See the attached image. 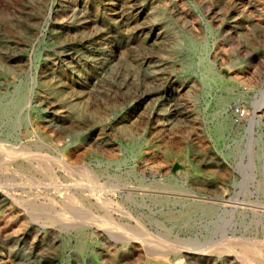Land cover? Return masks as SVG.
Segmentation results:
<instances>
[{
  "label": "rangeland",
  "instance_id": "1",
  "mask_svg": "<svg viewBox=\"0 0 264 264\" xmlns=\"http://www.w3.org/2000/svg\"><path fill=\"white\" fill-rule=\"evenodd\" d=\"M26 141L39 143L32 151L40 155L97 171L101 191L165 179L211 203L209 213L184 222L169 221L149 201L148 208L125 205L131 224L139 220L167 239L164 248L178 238L198 254L212 251L191 260L168 254L156 264H241L221 250L222 235L231 250L259 256L264 0H0V145ZM53 172L56 183L78 177ZM15 173L2 182L31 191L14 192L57 198L41 174ZM27 211L0 204L6 264H145L138 241L122 245L95 229L80 249L75 233L39 224Z\"/></svg>",
  "mask_w": 264,
  "mask_h": 264
},
{
  "label": "bare ground",
  "instance_id": "2",
  "mask_svg": "<svg viewBox=\"0 0 264 264\" xmlns=\"http://www.w3.org/2000/svg\"><path fill=\"white\" fill-rule=\"evenodd\" d=\"M23 98L24 96L19 94L18 97L15 98L16 100L14 99L15 101H13L14 103L11 106L13 111L19 108ZM38 145L39 143L31 141H26L20 146L6 145L4 147L0 145V204L9 203L12 205L23 206L28 209L27 213L29 217L37 223L52 228L58 227L60 230L64 229L75 233L78 248L80 249L83 247L86 236L94 235L92 231L95 229L103 230L104 235L108 234L113 242H119L122 245H128L131 242L134 243V241H138L139 243L137 244H141L143 248L142 252H140L139 260H143L145 264H156L154 261L158 257H166L168 254H173L176 257L183 256L184 258L191 260L212 252L208 251L207 253L206 251L203 254L193 252L192 248H185L188 244L184 241H180L178 238H175L173 241L175 243L174 248H170L169 246L167 247L168 249L164 248L163 246L167 245L165 243V240L167 239H162L159 235L149 232L145 225L139 220L135 221L134 219L135 224L132 225L131 218L133 215H131L130 210L125 206L126 204L134 203L136 206L148 208V204L151 203V205L158 208L161 214H163L169 221L181 220L184 222L186 217L195 211H201L204 212V214L209 213L211 211L210 208L212 207L211 203L209 204L206 201L195 200L191 195L179 189L178 185H175V183L174 185H171L170 183H167L165 179L153 180L149 184H145L143 179L139 178L136 185L130 184L118 189L114 186L101 191L94 184L96 182V176L94 177V174H96L97 171H91L87 169V167L81 165L73 166L68 164V162L63 158H60V156H51L49 154L40 155V153L33 152L32 148L38 147ZM54 166H57L60 170H64L68 173V176L75 173L78 177L70 180L73 182L65 184L56 183L57 176L53 172ZM19 171H22L24 173L23 175L26 174V179L34 178L37 174H41L45 179L51 180L49 183L44 184V186L46 189L53 190L56 193L57 198H54L53 200L47 198L50 201L46 203L38 202V195L35 198H33V196L29 198L27 195H24L23 192L17 193L13 191L15 188L12 186H16V188L21 190L22 188H27L26 191L29 192L31 191L29 184L21 185V183H19L14 185L13 183H5L6 181L2 182V176L5 172L17 173ZM18 175H22V173H19ZM120 177V175H116L113 180L116 178H119L120 180ZM38 179L35 180L39 181ZM83 179H86L87 182H84ZM14 183H16L15 180ZM102 186L104 187V185ZM121 190H124V192ZM118 193H121L122 196H119L120 198L116 199L115 196ZM56 203L58 205H56ZM171 206L172 208L177 206V208L173 210L174 208L172 209ZM67 209L70 210V215H65L68 212ZM25 210L26 209H24V211ZM115 215L118 217L115 218ZM104 231L107 233H104ZM226 239L225 235H222L219 239L220 244L224 246L221 250L233 254L236 261H239V263L253 264L251 263L252 261L260 260L264 264V251L260 252L259 256L255 255L256 257L254 258V255L252 256L250 254L251 251H248V248L243 247L241 251L238 248V252L236 250L233 251L234 248L231 250L230 240ZM241 242L244 243L243 241ZM236 243L238 242L236 241L233 244ZM248 244H250V242ZM252 247L254 248V246ZM222 251L219 253H223ZM4 254L5 256L9 255L10 250L5 241H1L0 264H6Z\"/></svg>",
  "mask_w": 264,
  "mask_h": 264
},
{
  "label": "built area",
  "instance_id": "3",
  "mask_svg": "<svg viewBox=\"0 0 264 264\" xmlns=\"http://www.w3.org/2000/svg\"><path fill=\"white\" fill-rule=\"evenodd\" d=\"M244 113H245V110L242 107H240V106L235 107L234 114L236 117H241L244 115Z\"/></svg>",
  "mask_w": 264,
  "mask_h": 264
}]
</instances>
